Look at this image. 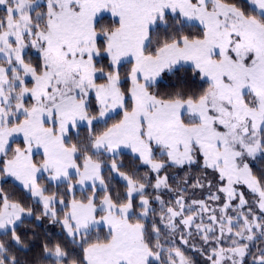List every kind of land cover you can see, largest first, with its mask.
<instances>
[{"label":"snow or ice","instance_id":"snow-or-ice-1","mask_svg":"<svg viewBox=\"0 0 264 264\" xmlns=\"http://www.w3.org/2000/svg\"><path fill=\"white\" fill-rule=\"evenodd\" d=\"M0 264H264V0H0Z\"/></svg>","mask_w":264,"mask_h":264},{"label":"trees","instance_id":"trees-1","mask_svg":"<svg viewBox=\"0 0 264 264\" xmlns=\"http://www.w3.org/2000/svg\"><path fill=\"white\" fill-rule=\"evenodd\" d=\"M5 187H10V185H5ZM77 195H79V191L77 192ZM45 224H47V221H45ZM42 229H43V226H41V228H38V229H36V230L39 232V231H42ZM53 231H54V232H58L59 229L54 228ZM198 259H199V260H203V257H198Z\"/></svg>","mask_w":264,"mask_h":264}]
</instances>
